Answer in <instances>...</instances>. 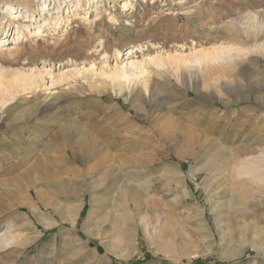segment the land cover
Listing matches in <instances>:
<instances>
[{
	"label": "rangeland",
	"instance_id": "rangeland-1",
	"mask_svg": "<svg viewBox=\"0 0 264 264\" xmlns=\"http://www.w3.org/2000/svg\"><path fill=\"white\" fill-rule=\"evenodd\" d=\"M25 1L38 18L39 0H0V8ZM85 8L87 19L81 14L55 32L42 26L41 36L29 34L15 46L12 34L4 39L3 81L13 70L43 63L54 73L60 64L111 67L114 49L122 56L131 45L141 47L135 52L140 59L219 43L264 44V28L257 30L261 36L245 21L255 16L264 25V0H83ZM257 54L250 51L227 69L218 66L221 78L208 90L171 67L151 70L145 92L140 83L127 93L78 76L76 83L10 99L0 109V242H8L0 246V264H264V251L250 245L254 237L264 243V233H252L264 228V183L251 181L241 168L253 164L264 176V98L255 97L256 91L264 96V53ZM215 89L216 101L199 96ZM190 167L200 169L194 178ZM99 169L114 172L104 179ZM204 184L217 193L212 200L225 204L215 217ZM225 188L233 189L234 199L223 195ZM125 190L141 193L138 211L130 204L133 241L126 234L131 222L119 216ZM79 202L80 216L71 225L61 211ZM30 203L53 226L40 223ZM198 206L206 229L187 216ZM35 234L38 239L29 241Z\"/></svg>",
	"mask_w": 264,
	"mask_h": 264
},
{
	"label": "bare ground",
	"instance_id": "bare-ground-1",
	"mask_svg": "<svg viewBox=\"0 0 264 264\" xmlns=\"http://www.w3.org/2000/svg\"><path fill=\"white\" fill-rule=\"evenodd\" d=\"M89 1H91V0H88V2ZM39 2L41 5V8H40L41 15H39L38 18L35 17L34 7L31 6L26 1L23 4L18 5V6H16L15 4H13L11 2H7L4 4L5 8H3V9L0 8V35H3L2 38L0 36V48L1 49H3L2 47L5 46V44L1 45L4 42V39H6V38L8 39V37L11 34H12L11 40L14 41V46H15L16 44H18V42H20L21 40H23L27 36H29V34H33L36 37L41 36V34H43L42 33L43 30H41L42 26L46 27V30L48 32H55L57 29H59V27L66 25L65 23H67V25L71 24L72 23L71 21L76 20V18H78V17H82L81 14H83V16H85L86 12H87L86 9H88V8H85V10H84L85 13H83L81 11L82 7H83V0H39ZM122 6L126 9L127 7H130V2H123ZM84 18L87 19L86 16ZM109 20H112L114 22L118 21L116 19L115 15H111V14L109 15ZM245 21H246V23H248L247 29L253 30L257 34L261 35L259 32H261L262 30L261 31H257V30L263 29L264 25L261 24V22H258L256 20L255 16L247 15ZM259 35H258V37H259ZM249 36H251V35L249 34ZM245 38H246V36H245ZM239 40H240V38H239ZM262 43H263L262 41H261V43L260 42L258 43L256 41V39L253 40L252 44L243 45V46L238 44V43H233V42H230V44H227V45H220V43H219V44H214L212 47L207 48L203 51L201 50L200 52H198L196 50V52H191L187 55L177 53V54H173L170 57L168 55H164L160 51H157V52H155V54H147L146 53L145 56H142L140 59L137 58L135 52L136 51L140 52L141 47H135V45H131L130 47H128V49L125 51V54L122 56L120 54L119 49H117V48L114 49L113 53L115 55L114 59H116V61L111 67H107L105 64L102 67L97 68L95 66V64H92L88 67L81 66V67H77V68L63 69V67L62 68L60 67L61 66V64H60L59 67L57 68L56 73H54L51 66H48L47 63H43V65L39 69L26 70L25 72L20 71V70H13L12 73L10 72L11 73L10 78H6V79H9V80H7L6 83L4 82L5 81L4 77H6V76H4L5 73H3L2 72L3 70H2V71H0V109L3 108L6 105V103L8 101H10V99L14 98L15 96H17L21 92L27 93L30 90L33 91V89L36 90L37 88H40V87H42V88L45 87L46 89H51L52 87H61V85L65 84V83H69L72 81L75 82V80L77 79L78 76H81L82 78L86 79L85 80L86 82L88 80L87 78H90L91 80H98L95 82H98L99 84H100V82L103 83L104 81H108V82H110L111 85H113V87H116V89H118L119 91H125L127 93H129V90L131 89L132 85L140 83L141 88H143V90L145 92V91H147L146 89H148V88H146V85L148 86V84H146L145 78H147L146 76H148V74H150V72H152L151 70H156V71L162 70L163 71V69H167V68H171V67H173V69L175 71H177V73L179 75H182V76L184 75L183 72H187L188 76H189V80H191L190 77L191 78L193 77V79L197 78L198 80H197V82L195 81L194 84L197 83V85L198 84L200 85L201 89H205V87H206L208 90V88L209 87L211 88V86L215 87V84L219 81V78H221L220 75H222V73L220 74L219 73L220 70H217L218 66L230 68L231 65L233 64V62H235L241 56L248 54L250 51H253V52L257 51L258 52V54H257L258 58H262V57H260V56H263V53H264V44H262ZM101 45H102V43L100 42V46ZM101 47H103V46H101ZM9 50H10V48H8V51ZM254 55H256V54H254ZM123 56H125V57L123 58ZM119 58H120V61H117V59H119ZM62 66H64V64H62ZM209 68H212V69L215 68V70H212L210 72ZM171 70L172 69H170V71ZM215 71H216V73H214ZM212 73H214L213 76H212ZM83 74L85 76H82ZM210 74L213 77V79H211V80L209 78ZM207 78H209L210 81L207 80ZM189 82L191 83V81H189ZM191 87L195 88L193 85H191ZM210 92L211 93L208 92L209 94H206V95L205 94L204 95L199 94V96L201 95L203 100H208V101H213V100L216 101L217 99L215 100V98L220 97V94L216 89L213 93H212V91H210ZM124 96H125V94H124ZM126 96H127V94H126ZM255 97L259 101L260 100L263 101V98H264V96H262V97L259 96L257 91H256ZM51 105L52 104H50V106ZM263 105H264V103H263ZM64 147L65 146H63V148ZM89 159H91V158H89ZM233 162H235V159H233ZM241 166H242L241 167L242 172L245 175H247L251 181L253 180L256 183L257 182L258 183L259 182L264 183V176L261 175V170H259V167H255V166H253V164L251 166H249L248 164H243ZM198 168H195V167L189 168L188 173L190 174V177L194 178L196 176V174L200 170ZM88 170H89V167H88ZM99 170L98 171L101 173L102 169H99ZM239 170H240V166H239ZM112 172H114V170L109 172L108 169L107 170L104 169V170H102L101 175L104 179L105 178L107 179V177L109 175H111ZM242 172L238 173V175H240ZM101 175H100V177H101ZM94 181L97 182L96 179ZM178 181L179 180L176 179L177 184L180 183ZM92 185H94V184H92ZM205 185L206 184H204V189L206 190V193L208 196V201H209V206H210L209 212L212 213L215 217L219 205H223L224 203L222 201H219V198H218V200H212V195L217 194V193L215 192V190L211 189L210 187H206ZM34 188L37 190V187L34 186ZM222 192H223V195L229 194L230 197L232 199H234L233 189L231 190V189L225 188L224 191H222ZM123 194H124V192H123ZM140 194L141 193L139 191H137V192L136 191H132V192L126 191L125 195H123V196H124V198H125V196L128 197V200H130V201L123 199L120 202L121 207L124 209H123V213H121L119 216L121 218L128 219L132 225L126 233V234H128L127 236H129L130 241H133V236H134V233L136 231L135 225L132 224L134 221V218H135L134 217L135 213H133V210H130V204L133 203L135 206L134 208H137V211H138L139 201L141 200ZM29 205H30L29 207L32 209V211H34V214L40 223H42L46 228L53 226V222H51L49 219L46 220V214L38 208L39 206L37 207L35 204H31V203ZM43 206L47 207L46 203ZM224 206H225V204H224ZM81 207H82V202H79V204L75 207L71 206L68 208H64V210L61 208L62 211H65V212H62L60 210L61 213H63V215H64L63 220L67 221L71 225L75 224L77 218L80 216ZM204 212H205L204 208L202 206L201 207L198 206L197 212L187 215L189 219L194 217V218L199 220L198 223L200 224L201 230H202V228L206 229L207 224H208L207 221L205 220V213ZM241 213H243V211ZM139 219L142 220L141 218H139ZM141 223H142V221H141ZM251 224L253 225L254 222H251ZM24 225L29 227L28 226L29 223H27V222ZM143 227L144 226H142V229H143ZM255 229L256 230H252L253 231L252 233L257 235V237H259L261 233H264L263 227H258V228L256 227ZM105 231L98 233L97 236H99V235L103 236ZM39 234H37V235L35 234V236H32L29 239V241L37 240ZM106 236H108V235H106ZM254 238H253V240H251L250 245L253 248L255 247L258 251H264V243L257 244L255 242L256 238L255 239ZM29 241H28V244L31 243ZM109 242L110 241L104 240V238L102 240V243L104 244L106 250H109L111 248V244ZM263 242H264V240H263ZM6 244H8V242H6V243L0 242V246H2V247H5Z\"/></svg>",
	"mask_w": 264,
	"mask_h": 264
}]
</instances>
